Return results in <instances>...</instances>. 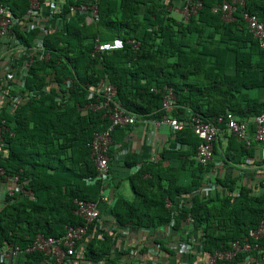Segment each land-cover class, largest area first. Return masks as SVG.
I'll list each match as a JSON object with an SVG mask.
<instances>
[{"label":"trees","instance_id":"obj_1","mask_svg":"<svg viewBox=\"0 0 264 264\" xmlns=\"http://www.w3.org/2000/svg\"><path fill=\"white\" fill-rule=\"evenodd\" d=\"M200 1L203 8L188 21L172 17L162 0L63 3L65 28L43 38L50 61H37L31 67L25 89L19 93L18 108L3 110L0 117L10 129L0 168L10 176L22 172L34 195L30 199L6 197L0 204V249L9 246L26 250L38 235L60 238L67 226L84 225L74 214L75 200L100 203L106 196L104 186L112 181L111 171L107 180L99 176L89 145L95 133L104 132L110 122L102 118V113L81 110L89 103L88 89H100L109 81L116 86L123 108L149 121H161L164 115L165 88L174 91L181 119L193 114L214 121L233 114L248 122L264 113V48L239 14L235 22L226 23L220 13H213L224 0ZM0 3L19 20L30 8L29 0ZM70 5H97L99 21L87 25L84 15L69 16ZM247 9L264 21V0H247ZM40 32L20 27L11 33L21 45L32 48ZM115 39L126 43L124 50L92 57L96 40L105 43ZM130 41L140 43L137 52L128 44ZM69 79L72 87L65 84ZM153 89L161 92L154 93ZM128 131L117 129L113 133L110 154L115 139L119 135L122 139ZM251 132H255L253 124ZM175 136L197 153L200 141L190 128ZM229 149L244 156L251 152L234 137L230 138ZM228 160L236 161L230 155ZM125 164L133 170L128 180L136 198L133 202L116 198L112 205L113 226L103 227L107 221L100 218L91 228L97 233L88 243L85 257L92 264H121L130 249L121 254L116 242L126 231L131 237L141 230L149 233L145 240L137 241V255L159 245L172 258L177 254L162 233L175 219L173 228L179 232L180 242L199 240L205 256H209L229 249L232 242L243 241L264 220L263 197L242 188L236 199L233 183L227 187L220 182L229 190L225 195L217 193L210 199L194 195L203 187L209 171L197 162L192 164L188 184L178 183L179 171L174 174L176 183L170 170L139 167L136 155L129 156ZM167 200L174 209L167 208ZM189 217L194 221V230L185 235ZM258 244L264 248V240ZM253 259L264 264V249L253 253ZM46 260L42 254L33 253L20 257L17 264H47Z\"/></svg>","mask_w":264,"mask_h":264},{"label":"built area","instance_id":"obj_2","mask_svg":"<svg viewBox=\"0 0 264 264\" xmlns=\"http://www.w3.org/2000/svg\"><path fill=\"white\" fill-rule=\"evenodd\" d=\"M29 2V12L21 20L14 16L8 6L0 3V117L3 110H6V106H9L12 110L18 108L21 101L19 93L25 89L26 79L31 67L37 61H50L51 55L44 47L43 38L52 31H62L67 22L64 4L53 2L44 5L41 0H29ZM164 2L170 13L181 14L182 21L197 17L203 8L200 0H184L183 7L172 5L166 0ZM68 11L69 16L84 15L87 25L99 21L97 5H70ZM213 13H220L226 23L235 22L236 15L239 14L250 34L264 48V21H261L256 15L248 11L247 0H224L213 9ZM20 27H24L28 32L36 29L41 31L40 38L34 47H24L14 38L11 33L12 30ZM128 44L132 46L134 52H137L140 48V43L130 41ZM125 47L126 43L121 39L105 43L96 40L91 55L93 58L102 57L108 53L124 50ZM65 84L67 87H72L73 81L70 79L66 80ZM14 91H17V94L13 95L12 92ZM152 92L159 93L161 91L153 89ZM162 93L164 115L161 121H153L154 127L162 129L167 126L173 132H181L190 128L194 136L200 141L195 156L196 162L200 166L208 168L212 164L216 143L224 131H228L232 137L247 149L252 147L253 142L260 144L264 153V113L251 120L255 126V132L252 137L249 121H240L233 114H228L225 118H219L214 121H205L193 114L186 118H178L177 98L174 91L170 88H165ZM88 100L89 103L81 110L102 113V118L110 122V126L104 132L95 133L89 145L92 160L96 165L99 176L103 180H107L110 173V148L113 145V133L117 129H131L138 123H145V121L123 108L118 101L116 86L109 81L102 84L100 89H88ZM9 132L10 129L7 127L6 120H0V159H3V155L8 148L5 136ZM10 136L13 137L14 135L10 134ZM20 174L10 176L6 174L3 168H0L1 205L6 197H14L15 195L29 199L34 197L28 180H24ZM262 184L264 188V181ZM104 188H107V184ZM108 202L109 198L107 196L100 201V203ZM100 203L75 200L76 210L74 214L84 222V225L77 227L67 226L65 235L60 238H48L44 235H38L33 245L26 250H21L19 247L6 246L0 249V264H17L20 257L33 253L42 254L47 259V264H92L85 257V250L94 234L97 233V230L91 232V228L101 218ZM166 206L169 210L174 209L173 203L169 200H167ZM185 224L187 229L185 235H188L194 230V221L189 217L186 219ZM175 225L176 220L173 219L170 227ZM119 237L124 240V245L118 247L120 253L123 254L127 248L130 249L129 256H126L123 262H133L138 251L127 246L131 239L130 233L128 231L123 232ZM262 240H264V220L256 228L251 229L243 241L232 242L229 249L217 251L213 255L205 256L204 247L199 240H190L189 243L183 244L182 249L189 257H206L204 262H198L197 264H251L253 253L264 249L258 244ZM147 254L150 259L146 264H161L160 260L164 253L159 245L149 247ZM240 257H242V261L239 262Z\"/></svg>","mask_w":264,"mask_h":264},{"label":"crops","instance_id":"obj_3","mask_svg":"<svg viewBox=\"0 0 264 264\" xmlns=\"http://www.w3.org/2000/svg\"><path fill=\"white\" fill-rule=\"evenodd\" d=\"M45 3H61L68 0H41ZM163 2L165 0H162ZM172 5L184 6V0H166ZM165 4V2H164ZM171 16L181 20L180 13H171ZM9 106H6V110ZM144 122L138 123L135 127L129 129L123 138L119 135L115 139L114 150L110 154V171L111 182L107 184L106 196L109 198L108 203H100L99 208L101 210V219H105L107 223L103 227H112L114 217L112 214V205L115 199L120 197L128 202H133L136 195L132 189V186L128 180L133 170H129L126 167L125 162L131 155L138 157V166H150L155 168V171L166 169L173 174L172 180H175L174 174L179 171L181 179L178 183L188 184L193 174V163H196V153H192V147L186 143L176 140L175 134L169 127L165 126L162 129H157L153 125V121L142 118ZM250 132H251V120ZM254 133V132H253ZM251 132V136L253 137ZM231 134L228 131H224L220 136L215 146V156L212 164L206 168L209 169L205 183L201 189L196 191L194 195H201L203 199L215 198L217 193L226 194L229 190L227 187L233 183L237 192L234 194L235 198H239V190L242 188L249 189L255 196L263 197V181H264V153L260 144L253 142L251 148H248L250 155L244 156L240 152L230 151V138ZM235 153V154H234ZM238 154V156L236 155ZM240 154V155H239ZM228 155L233 156L236 161L230 162ZM149 178L150 176H146ZM176 182V180H175ZM225 183L227 187H224L222 183ZM177 183V182H176ZM112 225V226H110ZM149 233L145 230H141L134 237H131L128 242L131 249L137 246L138 242L142 239H146ZM162 237L169 248L176 252L177 256L169 257L167 254H163L160 260L161 264H197L198 262H204L206 257L194 258L189 257L183 252V244L180 242V234L173 227L164 229ZM116 242V248L124 245V240L119 238ZM116 241V240H115ZM119 249V248H118ZM164 253V252H163ZM137 258V259H136ZM129 260V258H127ZM150 257L146 253L139 254L135 259L128 262H122L121 264H146ZM134 260L136 261L134 263ZM139 260V261H137ZM251 264H258L253 261Z\"/></svg>","mask_w":264,"mask_h":264}]
</instances>
